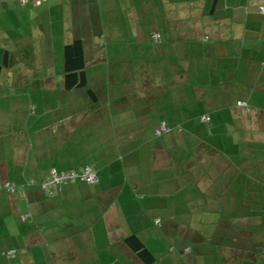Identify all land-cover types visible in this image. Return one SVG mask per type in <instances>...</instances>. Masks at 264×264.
<instances>
[{"label":"crops","instance_id":"crops-1","mask_svg":"<svg viewBox=\"0 0 264 264\" xmlns=\"http://www.w3.org/2000/svg\"><path fill=\"white\" fill-rule=\"evenodd\" d=\"M262 8L0 0V83L34 86L0 95L21 117L0 142V264H149L130 236L150 264H264ZM74 39L94 97L64 88ZM86 166L96 182L44 194Z\"/></svg>","mask_w":264,"mask_h":264},{"label":"trees","instance_id":"trees-1","mask_svg":"<svg viewBox=\"0 0 264 264\" xmlns=\"http://www.w3.org/2000/svg\"><path fill=\"white\" fill-rule=\"evenodd\" d=\"M24 5H33V4L28 2ZM262 13H264V12H262ZM84 49H85V43L81 39H74L71 42L64 45L63 50H62L63 64H64L63 65V67H64L63 68L64 88L67 91L85 92L86 94H89L90 96L94 97V91L87 85V81H86V61L84 58ZM4 64L6 65V62L4 63V61L0 63V76L4 70ZM60 172H62V171H60ZM78 181H80V180H78ZM67 183H70V182H67ZM67 183H65V184H67ZM65 184H61L59 186V188ZM59 188H58V190H59ZM58 190H56L52 196H54L58 192ZM125 242L145 262H147L149 264L153 262L152 255L149 253V251L146 248H144L142 243L135 236L128 237L125 240Z\"/></svg>","mask_w":264,"mask_h":264},{"label":"built area","instance_id":"built-area-1","mask_svg":"<svg viewBox=\"0 0 264 264\" xmlns=\"http://www.w3.org/2000/svg\"><path fill=\"white\" fill-rule=\"evenodd\" d=\"M45 0H19V3L21 5H24L28 2L32 4H38ZM262 12H264V9H261ZM239 105H242V103H239ZM209 118L207 116H203L202 120L207 121ZM167 128L161 124L160 127L156 130V134L160 135L163 132H165ZM76 180H80L82 182L91 184L96 182V174L92 170L91 167L86 166L81 173L71 172V171H62L58 172L56 170H51L48 176L45 178L43 182H41L40 186L44 192V194L48 197H51L56 190H58L59 186L61 184H65L67 182H73ZM5 188H7L10 191H14L16 189V186L13 184L6 183ZM10 255V253H9Z\"/></svg>","mask_w":264,"mask_h":264},{"label":"rangeland","instance_id":"rangeland-1","mask_svg":"<svg viewBox=\"0 0 264 264\" xmlns=\"http://www.w3.org/2000/svg\"><path fill=\"white\" fill-rule=\"evenodd\" d=\"M31 80H34V79H31ZM24 82H26L27 81V79H24L23 80ZM24 87V88H23ZM31 87H34V86H32V84H25V85H17V86H14V85H10V83H9V85L8 84H4V83H0V95H4V94H6L7 92H14V90L16 91V89L15 88H17L18 90L20 89V88H22V89H24V90H26V89H31ZM8 101H4V100H1L0 101V109L2 110L1 111V113L2 114H0V119L3 121L4 120V122H6L5 123V125L6 126H0V130L2 129V130H4L3 132H1L0 133V142H2V140H6V139H8V136H10L11 135V133H8V132H10V130L9 129H7V126H8V124H9V122L12 124V125H14L13 127H17V125H18V122H19V120H21V117L20 116H18L17 115V113L16 112H12L10 115L9 114H6L5 113V109L3 108L5 105H6V103H7ZM7 106V105H6ZM9 106V105H8Z\"/></svg>","mask_w":264,"mask_h":264}]
</instances>
